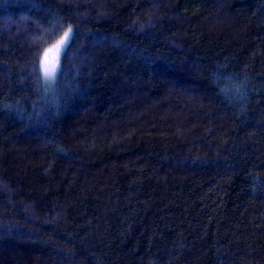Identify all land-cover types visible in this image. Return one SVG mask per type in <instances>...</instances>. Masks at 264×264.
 Wrapping results in <instances>:
<instances>
[{
    "label": "trees",
    "instance_id": "1",
    "mask_svg": "<svg viewBox=\"0 0 264 264\" xmlns=\"http://www.w3.org/2000/svg\"><path fill=\"white\" fill-rule=\"evenodd\" d=\"M0 264H264V0H0Z\"/></svg>",
    "mask_w": 264,
    "mask_h": 264
},
{
    "label": "snow or ice",
    "instance_id": "2",
    "mask_svg": "<svg viewBox=\"0 0 264 264\" xmlns=\"http://www.w3.org/2000/svg\"><path fill=\"white\" fill-rule=\"evenodd\" d=\"M72 32V28L69 26L68 30L63 33V36L60 38V40L57 42L56 45H54V48L59 53L61 49L66 48L67 44L66 41L70 40V33ZM47 54V53H46ZM40 70L43 73V77L46 81H51L57 71V66L55 63L52 64H46L44 60H41L40 63Z\"/></svg>",
    "mask_w": 264,
    "mask_h": 264
},
{
    "label": "rangeland",
    "instance_id": "3",
    "mask_svg": "<svg viewBox=\"0 0 264 264\" xmlns=\"http://www.w3.org/2000/svg\"><path fill=\"white\" fill-rule=\"evenodd\" d=\"M63 36V35H62ZM61 36V37H62ZM60 37V38H61ZM70 37H71V33H70ZM60 38L52 45V46H50L49 48H47L45 51H44V53H43V55H42V58H41V60H44L45 62H46V64H52V63H55L56 64V66H57V70H58V68H59V62H60V56H61V53L63 52V50H64V48L63 49H61V51L58 53L57 51H56V49L54 48V45H56L57 44V42L60 40ZM69 41H66V44L68 43ZM47 53V54H46ZM41 63V62H40ZM57 72V71H56ZM41 75H42V78H43V80L46 82V83H50V82H52L53 80H54V78H55V75H56V73H55V75H54V77H53V79L51 80V81H46L45 79H44V77H43V73H42V71H41Z\"/></svg>",
    "mask_w": 264,
    "mask_h": 264
}]
</instances>
